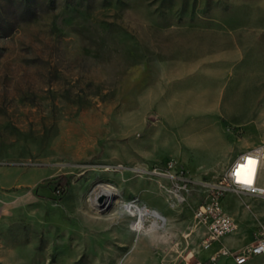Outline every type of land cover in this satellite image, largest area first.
Instances as JSON below:
<instances>
[{"label":"rangeland","instance_id":"obj_1","mask_svg":"<svg viewBox=\"0 0 264 264\" xmlns=\"http://www.w3.org/2000/svg\"><path fill=\"white\" fill-rule=\"evenodd\" d=\"M262 143L264 0H0V264H233L202 246L205 194L177 206L152 171L214 182ZM127 202L161 227L138 239ZM223 206L222 244L256 243L264 198Z\"/></svg>","mask_w":264,"mask_h":264},{"label":"built area","instance_id":"obj_2","mask_svg":"<svg viewBox=\"0 0 264 264\" xmlns=\"http://www.w3.org/2000/svg\"><path fill=\"white\" fill-rule=\"evenodd\" d=\"M153 174L160 179L169 180L173 204L180 206L187 201L192 189L202 191L206 199L195 209L194 218L197 225L204 227L202 246L212 249L216 243L237 230V222L225 210L223 201L228 194L264 198V143L240 154L214 182L193 179L186 170L176 162L169 161L163 168H156ZM264 254V232L262 236L245 248L233 249L220 246L211 260L217 261L221 256L230 257L235 264H246L254 257ZM190 257H194L191 254ZM184 264H203L201 260Z\"/></svg>","mask_w":264,"mask_h":264},{"label":"bare ground","instance_id":"obj_3","mask_svg":"<svg viewBox=\"0 0 264 264\" xmlns=\"http://www.w3.org/2000/svg\"><path fill=\"white\" fill-rule=\"evenodd\" d=\"M115 194L116 191L112 184L108 182H100L95 187L91 196V200L95 203H98L102 199L112 200ZM127 204L134 210L135 216L138 217V226H137L138 239L141 235H144L147 232L152 231L153 229L161 227V222H163V218L159 216L153 208L147 207L143 203H138V202H127ZM151 217L153 219L151 220L150 223H148L149 222L148 218Z\"/></svg>","mask_w":264,"mask_h":264},{"label":"crops","instance_id":"obj_4","mask_svg":"<svg viewBox=\"0 0 264 264\" xmlns=\"http://www.w3.org/2000/svg\"><path fill=\"white\" fill-rule=\"evenodd\" d=\"M247 151H248V150H247ZM244 152H245V151H244ZM244 152H240V153L236 156V158H237L240 154H242V153H244ZM236 158H235V159H236ZM235 159H234V160H235ZM234 160H233V161H234ZM233 161H232V162H233ZM232 162H231V163H232ZM231 163H230V164H231ZM229 166H230V165H229ZM263 183H264V174H263ZM249 197H250V196H249ZM227 237H228V236H227ZM227 237H225L223 240H225ZM222 245H225V246H227V247H229V248L238 249V248H235V247H233V246H229V245H227V244H222V242H220V243H216V244L213 246L212 249H213V250H217V249H218L220 246H222ZM229 259H231V262L234 264L233 259H232V258H229Z\"/></svg>","mask_w":264,"mask_h":264}]
</instances>
